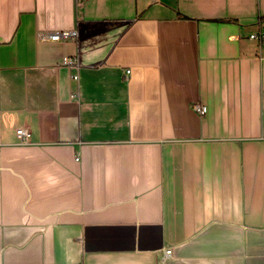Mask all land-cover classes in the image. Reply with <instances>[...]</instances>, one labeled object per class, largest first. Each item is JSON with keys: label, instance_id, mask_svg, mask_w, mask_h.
<instances>
[{"label": "crops", "instance_id": "1", "mask_svg": "<svg viewBox=\"0 0 264 264\" xmlns=\"http://www.w3.org/2000/svg\"><path fill=\"white\" fill-rule=\"evenodd\" d=\"M260 30L264 0H0V264H264Z\"/></svg>", "mask_w": 264, "mask_h": 264}, {"label": "built area", "instance_id": "2", "mask_svg": "<svg viewBox=\"0 0 264 264\" xmlns=\"http://www.w3.org/2000/svg\"><path fill=\"white\" fill-rule=\"evenodd\" d=\"M79 37V33L77 29H65L61 31H56L54 33H50L48 39L53 41H63V40H77ZM250 38L253 40H257L260 43H264V30H260L258 32H254L250 34ZM63 63L65 65L71 66L78 70L80 68V62L78 57H65ZM75 80L79 79L78 72L73 74ZM193 110L199 115H205L208 111V107L201 103H194L192 105ZM17 136L20 143H28L31 138V131L27 128L21 127L17 129ZM173 256V248L168 247L164 250L162 254L161 261L165 262Z\"/></svg>", "mask_w": 264, "mask_h": 264}]
</instances>
